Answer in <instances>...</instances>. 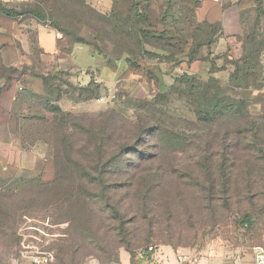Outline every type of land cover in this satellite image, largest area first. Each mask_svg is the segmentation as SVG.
Instances as JSON below:
<instances>
[{
	"label": "rangeland",
	"instance_id": "obj_1",
	"mask_svg": "<svg viewBox=\"0 0 264 264\" xmlns=\"http://www.w3.org/2000/svg\"><path fill=\"white\" fill-rule=\"evenodd\" d=\"M128 1L115 0L114 8L127 14ZM140 1L150 6V25L161 30V0ZM111 56L114 72L108 79L96 68L71 71L74 78H65L84 86L94 76L93 92L55 88L66 95L57 101L53 94V105L73 114L69 143L49 127L45 131L36 119H17L14 132L3 135L0 182L9 191L0 194V264H16L18 223L46 216L66 227L57 247L63 263L156 264L155 257L170 251L178 263L180 252L197 256L198 264H254V248L264 238V62L262 72L245 81L234 79L231 62L239 55L233 51L226 59L213 54V73L209 62L187 66L184 58L170 62L162 52L155 58L139 53ZM120 58L125 65L119 68L114 61ZM81 62L88 65L92 60ZM184 73L203 84L215 79L221 89H228L222 93L225 103L215 107L212 116L202 104L200 110L168 95ZM24 83L25 93L32 90L36 98L23 95L27 98L17 109L51 118L41 78L36 75ZM156 98L155 107L145 105ZM231 100L240 105L228 107ZM138 126L154 129L156 139L133 142ZM96 145L104 146L106 155L96 156ZM124 146H136L146 155H127L132 167L118 182L122 188L114 191V203L124 214L120 231L106 207L109 190L103 193L97 175L89 172L98 157L111 161ZM55 168L56 187L29 193L37 180L53 181ZM20 187L22 191L14 190ZM143 200L150 203L147 216L140 212ZM130 245L133 253L126 250Z\"/></svg>",
	"mask_w": 264,
	"mask_h": 264
},
{
	"label": "trees",
	"instance_id": "obj_2",
	"mask_svg": "<svg viewBox=\"0 0 264 264\" xmlns=\"http://www.w3.org/2000/svg\"><path fill=\"white\" fill-rule=\"evenodd\" d=\"M35 2L34 12L42 19H47L56 30L62 33L69 46H74L76 44L92 46L100 55L105 57H112L111 55L113 54H117L121 57H135L136 54L139 53L140 57L144 54L151 58H155L157 53L162 52L164 55L169 56L168 61L170 62L178 58H184L187 66L198 62H209L211 64V73H213L216 68L215 61L211 59L213 56L212 47L223 37V28L222 25L218 23L209 24L207 22L197 21L195 9L199 7L200 0L166 1L163 5L162 12L159 14V22L163 27L161 30L150 25V23H152L148 12L150 6L148 4L142 5L140 0L128 1L126 5L127 14H122L115 8H113L109 14H102L91 8L86 0H35ZM258 11V16L260 17V15L263 14L262 5L258 7ZM260 25V21H257L250 28V32L247 33L245 38L241 39L243 53L236 61L231 62L234 69V79L244 78L245 81H248L250 78H255L257 73L262 72L264 32ZM84 30L86 33L83 32ZM129 43L131 45H129ZM147 45H152L154 47L153 51L148 52L146 49ZM227 56L228 53L219 58L226 59ZM179 63L181 65L182 61H179ZM37 76L40 77L43 82L45 88L44 100L48 113L52 117L49 118L39 114L24 115L22 112L23 110L19 111V109H17L18 103L23 106L27 98L25 96L30 95V97L36 98L32 90L25 93L26 89L17 97V102L13 110V118L16 122L20 118L25 121L28 120L30 123L35 119L41 123L43 122L42 128H44L45 131H47V127H49L50 132L59 134L66 140V143H69V139L72 136L70 132L71 129L69 128V118H71L73 114L63 111L58 105H53V94L56 93L57 101L58 99H63L64 95H66L64 91H56L55 88H78L80 91L91 93L93 92L92 87L96 82L92 81L88 86L82 87L74 85L70 81H65L63 74L50 75L47 77ZM224 91L227 92L228 89H221L215 79H209L208 83L203 84L197 81L194 76L184 73L180 78H177L175 85L169 89L168 95L178 96L182 100L197 104L195 107L200 108V110H202L203 105L212 116L216 110L215 107H220L221 104L225 103L223 100L226 99L222 95ZM156 100L157 98L153 102L145 105H147L148 108L155 107L158 104ZM235 104L240 105V101L238 100L235 102L231 100L229 101L228 107H233ZM200 110H198L197 113H200ZM155 112L156 115L160 114V112L158 113L156 110ZM137 122L139 124L143 123L144 119H138ZM146 128L147 127L143 126L137 127L133 142H137V140L141 139L144 144H147L145 140L152 142L156 139L157 135H155V130L152 129L149 131V129ZM145 137L148 139H145ZM92 145H94V142ZM89 146L91 148V144ZM92 147H94L92 151L96 153V156L101 152L106 155L104 146L100 145L98 147L96 145V147ZM130 154H136L138 157L146 155L140 153L136 149V146H124L113 153L111 161L104 162L103 156L98 157V163L96 162V165H94V167L92 166L89 172L97 175L95 182L98 183V187L101 188L103 193L106 194L107 190H109L108 197H105L106 207L109 211L110 220L116 223L118 222V229L120 231H123L125 226L124 214L121 208L114 203L113 194L114 191L122 188L121 185L118 186V182H122L120 178L132 167V163L126 159L127 155ZM57 174L55 168L53 181L43 182L37 180L35 182L36 186L33 188L34 190L29 191V193H36L56 187L58 184ZM89 176L91 175L89 174ZM0 184V194L1 192L9 191V189L5 188L4 182H0ZM14 190L22 191L23 187ZM150 210V203L143 200L140 212L147 216ZM71 218L75 219L77 216ZM23 220L24 219L18 223V228ZM44 220H49L53 225H63L62 223H56L48 216H46ZM18 228H16L15 238L16 246L19 247V238L17 236ZM64 235L66 236V230L64 231ZM63 238H60L53 245L57 254V259L59 263L62 264L64 263L60 260L61 258L57 247L63 242ZM126 250L133 253L134 248L130 245L126 246Z\"/></svg>",
	"mask_w": 264,
	"mask_h": 264
},
{
	"label": "crops",
	"instance_id": "obj_3",
	"mask_svg": "<svg viewBox=\"0 0 264 264\" xmlns=\"http://www.w3.org/2000/svg\"><path fill=\"white\" fill-rule=\"evenodd\" d=\"M86 1L102 14H109L115 5V0ZM166 1L169 0H161L162 10ZM35 4V0H0V145L5 138L3 135H11L16 128L13 110L17 97L25 91L24 81H28V78L63 74L64 79L67 76L73 79L75 74L71 75V71L96 68L104 79H108L114 72L111 57L100 55L94 47L80 44L69 46L62 33L34 12ZM260 5L263 14L259 17ZM195 15L198 22L222 25L223 37L212 47L213 54L225 55L233 51L241 57V39L257 21H260L264 32V0H200ZM88 58L92 62L82 64L81 59ZM122 62V58L114 61L119 68L125 65ZM64 67L70 73H65ZM92 81H96L94 76L82 86L78 85L79 81L70 80L82 87ZM164 255L155 257L156 264H179L170 251H165Z\"/></svg>",
	"mask_w": 264,
	"mask_h": 264
},
{
	"label": "built area",
	"instance_id": "obj_4",
	"mask_svg": "<svg viewBox=\"0 0 264 264\" xmlns=\"http://www.w3.org/2000/svg\"><path fill=\"white\" fill-rule=\"evenodd\" d=\"M66 227L53 225L49 220L27 217L20 224L17 236L19 238L18 255L16 264H62L57 259L53 245L63 238ZM254 264H264V238L263 242L254 248ZM180 264H198L197 256L190 253L177 254ZM68 264V263H64ZM85 264H100L96 260L87 261Z\"/></svg>",
	"mask_w": 264,
	"mask_h": 264
}]
</instances>
